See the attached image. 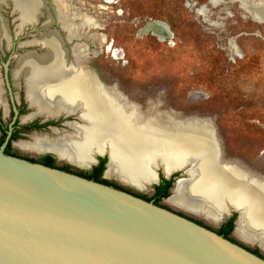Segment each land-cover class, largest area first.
<instances>
[{"label": "rangeland", "instance_id": "rangeland-1", "mask_svg": "<svg viewBox=\"0 0 264 264\" xmlns=\"http://www.w3.org/2000/svg\"><path fill=\"white\" fill-rule=\"evenodd\" d=\"M89 1L97 20L92 25L105 35L104 42L96 37L93 62L105 83L117 85L108 89L121 95L122 104L144 117L157 115L167 129V115L209 120L222 140L221 158L236 159L264 179V0ZM54 4L61 17L69 15V0ZM154 20L168 24L172 37L141 33ZM71 21L77 35L82 19ZM151 102L161 105L152 108Z\"/></svg>", "mask_w": 264, "mask_h": 264}, {"label": "water", "instance_id": "water-1", "mask_svg": "<svg viewBox=\"0 0 264 264\" xmlns=\"http://www.w3.org/2000/svg\"><path fill=\"white\" fill-rule=\"evenodd\" d=\"M42 2L37 21L20 29L21 13L14 0H0L1 55L19 40L16 44L23 50L26 40H21L28 37V31L60 28L53 16L54 21L44 26L53 13L46 7L53 3ZM163 23L149 22L143 32L165 35ZM10 61L9 57L5 64L6 78ZM110 162L109 154L106 173ZM188 170L189 165L165 171L167 176L181 172L168 203L176 184L189 178ZM157 181L155 177L153 182ZM0 264H264V257L152 200L8 154L4 144L0 148Z\"/></svg>", "mask_w": 264, "mask_h": 264}, {"label": "bare ground", "instance_id": "bare-ground-1", "mask_svg": "<svg viewBox=\"0 0 264 264\" xmlns=\"http://www.w3.org/2000/svg\"><path fill=\"white\" fill-rule=\"evenodd\" d=\"M42 1L14 0L21 13L20 29L37 21L42 13ZM54 1L53 9L49 6L46 9L48 13H55L61 30L47 29L39 39L26 41V45L41 44L43 50L38 54L34 51L20 54L16 70L26 71L28 99L40 112L57 115L81 111V118L87 124L74 126L75 133L61 135L53 141L35 138L28 146L54 150L81 165L89 163V152L109 146L110 173L140 188L155 180L152 169L157 162L166 172L189 165V178L178 183L170 203L217 221L225 213V202H228L241 210L238 236L246 242H259L264 248V179L231 159L225 158L226 164H222L216 131L209 120H176L167 115L172 120V128L167 129L157 115H141L142 119H136L134 111H128L102 89L77 55L79 45L73 40H78V25L71 20L82 19L79 25L83 27L91 26L94 19L73 4L69 15L61 17ZM49 15L44 26L54 21L53 14ZM61 22L69 28L68 41L73 43V57L68 61L67 45L61 34L62 29L68 31ZM167 26L165 35H155L172 37ZM7 46H10L8 42Z\"/></svg>", "mask_w": 264, "mask_h": 264}, {"label": "flooded vegetation", "instance_id": "flooded-vegetation-1", "mask_svg": "<svg viewBox=\"0 0 264 264\" xmlns=\"http://www.w3.org/2000/svg\"><path fill=\"white\" fill-rule=\"evenodd\" d=\"M69 1L71 2V4L76 5L81 10H83L85 15L86 14L89 15L95 21H97L95 18V14L93 12L94 4L91 3L89 0H69ZM105 2H108V1L105 0ZM52 14L54 17L55 13L53 12ZM55 18H56V16H55ZM154 21H157V20H154ZM159 21H162V20H159ZM58 26H60V23L58 24ZM99 26H100L99 24L91 25V26L90 25L84 26L81 29V31H79L77 34L76 38H78V40L74 39L73 41H74V43H78L79 50H80L81 46H82L81 49H83V50H85V48H86V52L84 54H82L80 51H79V54H77L79 58H80V54H82L84 56L83 57L84 59L82 62L84 67H86L88 69V71L94 77L95 81H97V79L94 76V74H97V76L100 78V80L102 82H104L102 80V78L99 76V72H98L97 68L95 67V63L93 62L94 55H95L93 45L95 44V41L98 40V39H96V37L102 38V39H99L102 42L105 41V35L102 33L96 32V28ZM59 30H61V29H59ZM44 31L45 30L28 31L27 34H29V35H27V36L30 38L27 37L25 39H26V41H35V40L39 39L40 35ZM141 33H144L143 29L141 30ZM61 34H62V37H64V39H65V43L67 45L66 48L69 49L67 52V58H68V60H70L73 57V54L71 52V47H72L73 43L68 41L69 32L63 31V29H62ZM26 41H24L23 43H25ZM19 42H20V40L18 42L15 41L14 45L10 48V52H7L5 55H1V53H0V81H1L0 82V91L2 90L1 91L2 96H0V148L5 144V152L8 154L23 157L26 159H33L36 162H40V163L45 164V165H48V164H46V162H52L54 167H57V168H60L63 170H67L69 172L76 173V174H79L81 176L88 177V178L93 177L97 173V170H98L97 168H99L100 165L102 164V161H103L102 159H106V161L104 162L105 169L103 170V173L101 174L100 177L102 179L107 180L108 181L107 184H110L112 186L124 189V190L131 192L137 196H140L146 200H152L156 204H159L161 206H164L166 208L174 210V211L198 222L199 224H202V225H204L210 229L215 230L216 232H218L219 234H222L223 236H225L226 230L232 226V230H231V232H229L227 234V238L233 240L234 242L242 244L243 246L247 247L252 252L264 257V248L261 246V244L259 242H246L238 236L236 228H238L237 227V220L239 218L240 213H239V210L237 208H235L234 206H232L230 203L225 202V205H226L225 206L226 207L225 213L222 214L221 217L217 221L213 220V219H208V217H206L205 215H203L201 213H197V212H193V211H187L186 209H183L181 207L173 206L170 203V201L167 204H163L162 203L163 200H167V198L171 194V192H170L171 188L175 185L178 178L181 177V175H180L181 172H179V171L172 172L171 175L167 176L165 169L160 164V162L156 163V166H160V167L156 168V166H155L156 175L154 174V178L158 177V181L153 182L152 184H148L144 188H140L134 184L132 185V183H130V182L123 181L117 175L110 173V171H108V173H106L107 164L109 162V154H110L109 146H106V147L104 146V148L102 150H94V151L92 150L91 152H89V154H88L89 163L87 165L78 164V163L74 162L73 159H71L67 156L63 157L51 149H44L43 150V149L30 148L28 146V144L32 140H34L35 138H42V139H47V140L53 141L54 139L58 138L61 135L75 133L74 126H76V127L83 126V125H85V121L83 119L79 118V112H80V116H81V111H79V112L75 111L70 116H66L67 113H65V112L64 113L60 112L57 115H46V114H43L42 112H40L35 106H33L31 104V102L27 96L28 95V93H27L28 89H27L26 81H27L28 76H27L26 71L24 72L23 70H21V71L16 70L18 63H19L18 61H16V58H18L19 55L24 53V52L34 51V53L38 54V53H41V51L43 49H42L41 44L38 45L39 43H36L34 45L24 44L26 48L24 47V49L22 50V49L18 48L17 44ZM6 47H8V46H6ZM5 57H7V58L4 61ZM9 57L11 58V61L8 64V73H7L8 80H7L5 64L7 63L6 61ZM8 83L10 84L11 88L9 87ZM104 84L108 85L109 87H113V86L117 87L116 84L109 85L105 82H104ZM14 85H18L19 87L17 86V88H16V87H14ZM99 85L102 87V89L104 91H106V93L111 94V96L113 98H115V100L117 102L122 104L123 99L117 98V96H121L120 94L112 95V93L113 94L118 93L117 91H115V92L110 91L108 88L102 86L100 83H99ZM118 91H120V90L118 89ZM124 96H126V95H124ZM126 98L128 100H130L128 98V96H126ZM124 104H122V105L125 108H127L128 111H130V112L134 111L136 113V115H137L136 119H138V120L142 119L140 117L141 114L139 113L137 108H135L131 104H126V103H124ZM137 105H139V104H137ZM150 105H152V106H150L152 108H157V107L159 108V106L161 104H160V102L153 103V104L151 102ZM139 107L142 109L141 105H139ZM148 107H149V105L145 108V110H147ZM145 110L142 109V111H145ZM163 112H168V111L163 110ZM59 114H62V115L58 119L47 120V117H56ZM214 127H215V125H214ZM216 134L218 135V132H216ZM218 137H219V135H218ZM219 140H220V144L222 146V150L224 152L222 140L220 137H219ZM17 147L26 150L27 154L26 155L22 154L17 149ZM46 156H50V157L48 159H46ZM220 159L222 161V164H226V160H223L221 157H220ZM227 159H231V158H227ZM234 160H236V159H234ZM237 161H239V160H237ZM109 170H110V167H109ZM189 170H190V166H189ZM247 170L250 171L251 173H253L251 170H249V169H247ZM152 171H153V169H152ZM153 173H154V171H153ZM105 175H109V176L113 177V180H109L107 177H105ZM183 180H185V179H183ZM167 181H171L170 186H169ZM178 183L176 184V186L174 188V193H175V189H176ZM166 185H168V196L160 198L159 194H158V191H159L158 189H159V187H161V186L165 187ZM216 224H218L217 227H215Z\"/></svg>", "mask_w": 264, "mask_h": 264}, {"label": "trees", "instance_id": "trees-1", "mask_svg": "<svg viewBox=\"0 0 264 264\" xmlns=\"http://www.w3.org/2000/svg\"><path fill=\"white\" fill-rule=\"evenodd\" d=\"M49 157H50V156H46V159H48ZM29 160L36 162V161L33 160V159H29ZM102 160H103V161H102V164L100 165L99 168H97V169H98V170H97V173H96L93 177H91V178L94 179V180H96V181H98V182H102V183H106V184H107L108 181L105 180V179H102V178L100 177L101 174L103 173V170L105 169L104 162L106 161V159H102ZM45 162H46V161H45ZM46 164H48V166H52V167H54L52 162H46ZM66 171H67V170H66ZM87 178H88V177H87ZM91 178H90V179H91ZM167 182H168V184H169V186H170V182H171V181H167ZM158 190H159V191H158V194H159V197H160V198L168 196V185H166L165 187L161 186V187H159ZM231 230H232V226H231L229 229L226 230V232H225V237H227V234H228L229 232H231Z\"/></svg>", "mask_w": 264, "mask_h": 264}]
</instances>
